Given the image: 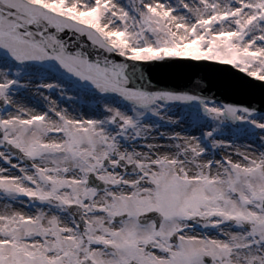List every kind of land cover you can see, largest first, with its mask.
Returning <instances> with one entry per match:
<instances>
[{
    "label": "snow or ice",
    "instance_id": "snow-or-ice-1",
    "mask_svg": "<svg viewBox=\"0 0 264 264\" xmlns=\"http://www.w3.org/2000/svg\"><path fill=\"white\" fill-rule=\"evenodd\" d=\"M183 61L264 89V0H0V264H264V112L139 74Z\"/></svg>",
    "mask_w": 264,
    "mask_h": 264
},
{
    "label": "water",
    "instance_id": "water-1",
    "mask_svg": "<svg viewBox=\"0 0 264 264\" xmlns=\"http://www.w3.org/2000/svg\"><path fill=\"white\" fill-rule=\"evenodd\" d=\"M207 63L211 62L183 61L152 67L145 66L139 69V74H142L155 88L193 90L218 104L230 103L244 107L258 104L262 107L257 109L264 112V89L249 82L246 77L230 67ZM57 78L72 84L80 91L79 87L69 80L63 77ZM182 107L192 112L198 111V106L195 110L188 106Z\"/></svg>",
    "mask_w": 264,
    "mask_h": 264
},
{
    "label": "rangeland",
    "instance_id": "rangeland-1",
    "mask_svg": "<svg viewBox=\"0 0 264 264\" xmlns=\"http://www.w3.org/2000/svg\"><path fill=\"white\" fill-rule=\"evenodd\" d=\"M36 82L38 81L36 80L32 81V83H36ZM49 82H55V83L60 84L61 87L68 93V95L79 96L80 91L76 90L71 84L57 79L55 76L52 77ZM20 94H22V91ZM51 95L53 99H56L65 107L71 108L72 105H75L78 103V100H73L69 102L65 99H61V97L58 95L56 90H53ZM89 99L94 100L95 99L94 94L89 93ZM37 104L42 110L43 103L37 100ZM251 106H254L256 108L262 107L261 105H258V104H254ZM96 107L99 108V105H96ZM191 113L193 112L188 111L185 107L171 106L169 110L167 111V115L175 118L177 120L176 124L170 125L166 123L165 121L159 120L156 117H151V116L147 118V122L159 125V131H176L177 132V130H182V131L185 130L186 132L189 130L193 132L194 135H197V136L202 135V129L200 128L189 129L187 127V124L189 123V115ZM203 130H207V129L205 128ZM258 131L259 130H255L250 125H247V124H238V125L228 124V125L222 126L220 132L217 135V138L224 139L226 141L233 142V143H240V144L250 143V144H253L259 147L260 141L256 135Z\"/></svg>",
    "mask_w": 264,
    "mask_h": 264
},
{
    "label": "bare ground",
    "instance_id": "bare-ground-1",
    "mask_svg": "<svg viewBox=\"0 0 264 264\" xmlns=\"http://www.w3.org/2000/svg\"><path fill=\"white\" fill-rule=\"evenodd\" d=\"M28 92H29V90H27V89L22 90V94H21V95L23 96V95H25V94L28 93ZM29 103H33V102H32L31 100H29ZM181 131H182V130H177V132H181ZM183 131H185V130H183ZM186 132H187V134H189V135H194L193 132H191V131H189V130L186 131Z\"/></svg>",
    "mask_w": 264,
    "mask_h": 264
}]
</instances>
